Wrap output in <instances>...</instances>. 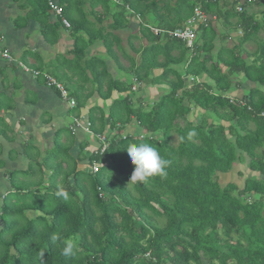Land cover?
Masks as SVG:
<instances>
[{
    "label": "trees",
    "instance_id": "trees-1",
    "mask_svg": "<svg viewBox=\"0 0 264 264\" xmlns=\"http://www.w3.org/2000/svg\"><path fill=\"white\" fill-rule=\"evenodd\" d=\"M59 1L71 25L73 59L49 66L76 98V117L91 103V130L105 134L109 146L92 154L86 167V143L76 157L72 147L57 143L44 161L34 160L38 170L33 164L27 176L35 183L16 187L13 194L23 197L5 205L0 264H264V44L251 64L238 54L239 44L214 53L213 16L225 17L226 23L237 17L238 26L258 32L245 4L238 12L239 0ZM48 2L30 0L27 19L36 20L54 46L64 25L59 18L50 20ZM199 3L209 23L199 26L190 49L166 33L183 27ZM135 17L141 20V36L135 37L147 44L129 40L124 48L115 31L128 29ZM155 27L160 36L153 34ZM97 42L109 57L87 58ZM109 60L125 77L113 76ZM155 70L160 71L156 76ZM237 75L242 80L235 82ZM243 81L255 85L243 89ZM137 85L139 91L147 85L164 92L145 107ZM194 108L200 121H187ZM133 121L139 133L126 131ZM130 143L157 148L170 162L165 174L127 184L135 168L126 148ZM94 161L96 173L90 168ZM245 164V171L237 170L247 174L242 187L231 181L222 185V175ZM28 195L35 198L23 201ZM69 242L73 252L65 255Z\"/></svg>",
    "mask_w": 264,
    "mask_h": 264
},
{
    "label": "crops",
    "instance_id": "crops-1",
    "mask_svg": "<svg viewBox=\"0 0 264 264\" xmlns=\"http://www.w3.org/2000/svg\"><path fill=\"white\" fill-rule=\"evenodd\" d=\"M50 1L60 5L59 0ZM29 2L30 0H0V231L3 227L1 221H3L2 215L6 200L15 193L16 187L19 186H14L13 177L15 174L29 171L33 164L36 166L34 160H37V163L44 161L49 154L55 151L57 143L72 147L71 152L75 157L78 155L80 145L88 144L85 150L87 159L83 162L85 167L92 150L96 148L95 138L92 139L93 142L88 141L86 137L89 134L87 132L77 131L74 134L75 138L69 133L68 128L72 125L75 115L72 113L73 108L61 98L58 90L48 86L43 77L34 78L32 74L25 73L18 66V62H23L32 70L53 77L50 63H55L62 58L73 59L71 52L74 49V42L67 33V29L63 26L60 30V42L54 46L50 45L41 33L40 24L32 18L27 19L31 11ZM160 4L164 6L166 3L163 1ZM240 4H245L249 16L254 18L253 25L258 27V32L254 34L250 29L246 30L238 26L239 18L237 17L228 19L230 24L228 25L225 17L213 16L212 24L218 33L214 53H217L222 47H227L221 44L223 41L232 44L234 40H238V38L242 40L245 36L244 40L247 41L242 44L249 48H246L243 58L248 64H251L255 60L260 43L264 44V0H239L237 6ZM223 6L221 5L222 8ZM51 13L50 20L57 22L58 17L52 11ZM136 19H132L128 29H125L129 30L125 39L131 38L137 32L141 36V20ZM125 30H121L119 34L124 33ZM223 34L226 35V39L221 38ZM128 41L124 42L128 43ZM141 42L144 45L147 43L144 38L140 39ZM99 43L102 44V42ZM61 47H63V51H60ZM241 47L239 45L238 48ZM103 48V52L96 51L95 53L103 54L106 52L104 46ZM250 48H252L251 51ZM6 49L12 55V62L2 57V52ZM115 50L118 52L117 48ZM53 53L54 57H51ZM132 55L136 56L134 52ZM120 59L121 62L125 60L124 58ZM38 61L42 62L41 69ZM64 71L67 72L66 69ZM116 72V76L125 77L124 73ZM239 76L242 77V75ZM53 78L55 79V77ZM66 83L64 81L62 85L66 87ZM254 85L248 81L241 82L243 89ZM144 90L145 88H143ZM152 90L154 93L157 90L160 91L161 88L155 86ZM68 93L70 92L68 91ZM73 98L76 100L75 97ZM97 104H102V101L99 100ZM90 107L91 103L88 102L85 108L80 111V114L83 115L81 117L85 120L88 118ZM73 141L74 145H72ZM14 201L16 202L17 199H13L12 203Z\"/></svg>",
    "mask_w": 264,
    "mask_h": 264
},
{
    "label": "built area",
    "instance_id": "built-area-1",
    "mask_svg": "<svg viewBox=\"0 0 264 264\" xmlns=\"http://www.w3.org/2000/svg\"><path fill=\"white\" fill-rule=\"evenodd\" d=\"M49 6H50L51 11L62 21V24L66 28H70L69 21L63 16L62 7L54 1H50ZM237 11L242 12V6H238ZM207 24H208V16L206 13H204L202 5L199 3L194 7L192 17H190L189 19L186 20L183 27L178 28V29L173 30V31H169V32H167V34L169 37H173V38H176V39L184 42L187 48L193 49L194 44H195L196 39H197L198 27L199 26H207ZM151 30L154 32V34L156 36H159L162 34V31L160 29L151 28ZM2 57L9 62L13 61L12 55L10 54L9 50H7V49L2 52ZM18 66L25 73L32 74V76L34 78H37L39 76L43 77V79L45 80V82L47 83L48 86H51V87L58 90L61 98L64 101H67L71 108L76 107V100L74 98L70 97V95H69L67 89L64 87V85H62L56 79H54L53 77H51L50 75H48L46 73L42 74L41 72H39L37 70H34V69L32 70L27 65H25L23 62H18ZM189 80H190V82H192V81H194V78H190ZM69 129L72 132V134H76L77 131L81 130V131L87 132L90 135V137L95 138L94 142L96 143V148L92 150L93 151L92 154H96V155L102 154L107 150V148L109 146L108 141H107V136L105 134L97 135V134L92 132L91 122H90L89 118H87V120H85L84 118L76 117V115H75L73 118V123L71 126H69ZM90 168H91V171L93 173H96L99 171V164L94 161L91 164ZM148 256H149V254L147 255V257Z\"/></svg>",
    "mask_w": 264,
    "mask_h": 264
},
{
    "label": "rangeland",
    "instance_id": "rangeland-1",
    "mask_svg": "<svg viewBox=\"0 0 264 264\" xmlns=\"http://www.w3.org/2000/svg\"><path fill=\"white\" fill-rule=\"evenodd\" d=\"M229 1L231 2V1H233V0H229ZM234 7H237V4L234 5ZM84 8H85V10L87 11V6H84ZM91 19H92V18H91ZM110 19H111V18L107 19L108 22L105 21V23H104L103 26L107 27L108 24H109V22H111ZM128 31H129V30H125V32L122 33V34H119V32H121V31H117V32H116V34H118V35L122 38V44H121V45H122L124 48H129V47H128V43H127V42H126V43L124 42V41H126V40H132V42H134L135 45H136V43H140V38H139V40H138V39L135 37L136 34H135V35H132L131 38L125 39V37L128 36V34H129ZM140 34H141V33H140ZM138 35H139V34H138ZM67 39H68V37H67ZM241 41L245 42L246 40L244 41V40H241L240 38H238V40H234V41L232 42V44L230 43L231 45H230L228 42H224V41H223L221 44H223L224 46H227L228 49H231V48H233L236 44H239V45L242 46V47H241V48H238L237 51H238V54H240V55L243 57V56H244L243 54H245V50H247L246 48H249V47H248V46L245 47V45L242 44L243 42L241 43ZM146 44H147V43H146ZM251 50H252V48H250V51H251ZM60 51H63V47H61ZM96 51H99V52H103V51H104V48H103L102 44H100L99 42H97L94 46L89 47V49L87 50V58L90 57V55H89L90 53L93 55V53H95ZM109 55H110V54H109ZM109 55L106 54V52H104L103 54H101V53L98 54V57L104 59V58L109 57ZM118 56L121 57V55H120L119 53H118ZM51 57H54V53L51 55ZM137 58H138V57H137ZM120 60H121V59H120ZM122 61H123L122 63H123L125 66L128 65L127 61H125V60H122ZM108 64H109V70L111 71V73L113 74V76H116V73H117V72H116V67H115L114 62H113L112 60H109V61H108ZM180 68H181V67H178V69H180ZM45 72H46V71H45ZM159 73H160L159 70H155V71L153 72V75L156 76V75L159 74ZM52 76H53V75H52ZM126 76H127V75H126ZM53 77H55V76H53ZM55 79H56L57 81H59L61 84H63V82H64V81L58 80L57 77H55ZM233 80H234L235 82H238V81L242 80V77L239 76V75H237V76H233ZM88 84L92 85L93 82L91 81V82L88 83ZM139 87H140V86L137 85V95H136V96L142 98V101H143L142 105L145 106V107H146L147 104H149V103L153 102L155 99H157L158 96L164 92V88H163V87L161 88L160 91L157 90V92H154V93H153V90H152L153 87H151V86L142 85L141 89L145 88L144 91L142 90L143 92H142V91H139V89H138ZM141 89H140V90H141ZM143 93H144V94H143ZM200 119H201V113H200V111H199L197 108H194V109H192V113L187 117L186 120H187V121H191V122H198V121H200ZM126 131L129 132V133H139V132H140L137 123L134 122V121L128 125V127L126 128ZM87 135H88V134H87ZM86 138H87L88 141L93 142V141H92L93 138H90L89 135H88ZM172 144H173V145H176V144H177V136H174V137H173V139H172ZM245 167H246V164H245V165H241V166H237V167H236V170H235L233 173L222 175V176H221V183H222V185H225L227 182L231 181V182H235V183H237V185H238L239 187H242L243 184H244V182H245V179H246V177H247V174L245 173L244 176H240V175L238 174V171H237V170H244V171H245ZM34 169H35V170H38V165H36V166L34 167ZM27 172H28V171H26V172H19V173L15 174V176L13 177V178H14V186L19 185V186H22V187H26V186L28 187L29 183H31V185H33V184L35 183V178L33 177V178L30 179V178L27 176ZM31 181H32V182H31ZM22 197H23L22 195L19 196V195H15V194H13V195H11V196L6 200V204H9V202L12 203V200H13V199H14V200L17 199V201H18V200H20V198H22ZM34 198H35V197H33V196H31V195H28V198H27V197L24 198L23 201H25V200H26V201H31V200H33ZM23 201H21V202L23 203ZM14 202H15V201H14ZM157 220H158V222H159L161 225L164 224V220H162V219H157ZM1 226H2V223H1ZM204 264H208L207 261L204 260Z\"/></svg>",
    "mask_w": 264,
    "mask_h": 264
},
{
    "label": "clouds",
    "instance_id": "clouds-1",
    "mask_svg": "<svg viewBox=\"0 0 264 264\" xmlns=\"http://www.w3.org/2000/svg\"><path fill=\"white\" fill-rule=\"evenodd\" d=\"M136 18H138V17H135V19ZM70 27H71V25H70ZM66 29L69 30L70 28H66ZM157 29H159V28H157ZM197 32H198V29H197ZM153 34H154V32H153ZM197 37H198V33H197ZM171 38H173V37H171ZM182 43H184V42H182ZM126 148H127L128 154L130 156L131 162L135 165L134 171L132 172L130 180L128 181L127 184H129V183L130 184L146 183L150 177H153L155 175H164L165 174V168L168 166V164L170 162L168 160L164 159L160 155L157 148H155L154 146H152L148 143H139V144L130 143L129 145L126 146ZM92 152H91V155H92ZM88 164H89V160H88ZM59 195L67 198V193L63 190H61L59 192ZM55 239H56V237L53 236V240H55ZM72 252H73V244L71 242H69L67 244V246L64 248V254L68 255V254H72Z\"/></svg>",
    "mask_w": 264,
    "mask_h": 264
},
{
    "label": "water",
    "instance_id": "water-1",
    "mask_svg": "<svg viewBox=\"0 0 264 264\" xmlns=\"http://www.w3.org/2000/svg\"><path fill=\"white\" fill-rule=\"evenodd\" d=\"M1 223L3 224V221H1Z\"/></svg>",
    "mask_w": 264,
    "mask_h": 264
}]
</instances>
